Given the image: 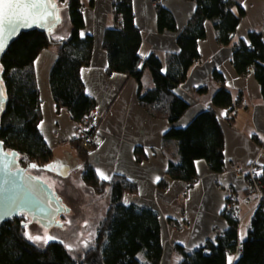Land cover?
<instances>
[{"label": "trees", "instance_id": "trees-1", "mask_svg": "<svg viewBox=\"0 0 264 264\" xmlns=\"http://www.w3.org/2000/svg\"><path fill=\"white\" fill-rule=\"evenodd\" d=\"M196 4L193 15L177 35L178 53L168 54L165 68L150 54L145 60L138 55L141 34L134 23L132 0H114L112 13L115 27L106 29L102 47L107 55V74L121 73L138 83V100L152 116L176 123L187 111L188 103L174 90L182 83L190 66L199 58L197 42L205 38L204 23L213 25L218 44L228 46L243 16L242 8L232 0H189ZM58 9H67L71 26L65 39L57 40L39 29L21 32L0 59L3 73V95L0 121V140L7 150L20 155L26 163H47L52 152L39 131L42 120L41 99L37 86L34 61L44 49L57 48V58L49 72V86L57 111L66 110L77 128L86 124L84 137L75 136L72 146L79 156L85 157L90 147L84 138H92L97 124L89 116L96 102L85 91L81 71L90 65L93 37L82 35L84 20L79 0H54ZM237 6L238 15L231 12ZM119 19V20H117ZM158 32H175L171 13L156 5ZM249 44L240 42L232 48L231 64L240 76L253 71L264 99V35L248 34ZM148 70L154 87L143 91L142 77ZM214 78L219 75L214 73ZM201 92V90H200ZM212 103L219 108H231V95L220 88ZM165 138L177 142L178 161H168L166 176L191 185L196 178L195 161L204 160L210 170H223L224 139L216 115L203 111L183 128L171 127ZM260 170V169H259ZM261 171V170H260ZM264 171L261 172L263 174ZM83 183L100 198H106L108 208L97 224L96 236L87 247L76 254L65 245L51 241L39 246L25 235L24 217L6 222L0 227V264H159L162 257L158 214L146 207L125 205V193L134 192L135 186L126 177L114 175L111 181L100 180L87 164L83 166ZM161 181L160 187H165ZM264 191V189H263ZM228 228L222 236L208 240L204 246L187 250L176 247L177 264H264V197L252 212V222L245 239L238 243L239 222L230 212L224 211ZM233 257L230 261L229 258Z\"/></svg>", "mask_w": 264, "mask_h": 264}, {"label": "crops", "instance_id": "crops-1", "mask_svg": "<svg viewBox=\"0 0 264 264\" xmlns=\"http://www.w3.org/2000/svg\"><path fill=\"white\" fill-rule=\"evenodd\" d=\"M79 1L84 20L81 34L93 37L90 65L81 71L85 91L96 102L93 109L96 117L93 119L97 128L88 143L87 164L102 181L109 182L114 175L126 177L134 184L135 191L125 193L123 203L146 207L158 214L162 244L159 264H177L179 256L176 247L187 250L200 248L208 240H214L217 232L228 228L224 211L229 204L230 189L233 190L232 194L237 193L241 197L237 228V240L241 243L253 216L250 212L252 205L244 201L245 171L252 162L264 171V155L258 153L259 144L264 141V99L252 70L245 76L237 74L231 64V52L240 42L249 44L250 32L264 35V0H232L242 8L243 16L228 46L218 44L210 21L204 23L205 38L197 42L199 58L188 69L185 80L174 90L189 105L174 124L152 116L140 104L138 83L134 78L121 73L107 74V55L102 40L104 31L115 27L112 13L114 0ZM157 4L173 16L175 32H158ZM195 7V2L189 0H132L134 23L142 40L139 57L145 60L154 54L164 69L167 55L179 51L177 35L188 23ZM231 12L237 16V6H233ZM61 39L65 38L57 40ZM53 47L44 49L34 61L42 103V120L38 128L52 157L65 147L73 149L71 140L76 136V127L69 113L63 109L57 111L50 92L49 72L57 58V48ZM214 73L221 77L220 80L214 78ZM146 74L150 75L148 70L144 71L143 76ZM150 84L152 86L147 90L154 87L153 81ZM220 88L230 93L231 108L213 105L212 98ZM206 110L214 111L222 131V172L215 173L204 160H197L194 163L196 178L191 185L168 179V161L176 162L179 157L176 140L165 138L166 132L171 127H185L197 114ZM75 167L82 181L83 165ZM101 174L109 178L101 179ZM163 180L167 184L160 187ZM241 227L244 228L242 237ZM233 257H230V261Z\"/></svg>", "mask_w": 264, "mask_h": 264}, {"label": "water", "instance_id": "water-1", "mask_svg": "<svg viewBox=\"0 0 264 264\" xmlns=\"http://www.w3.org/2000/svg\"><path fill=\"white\" fill-rule=\"evenodd\" d=\"M56 5L53 16L40 19L43 27L33 23L31 26L19 27L10 35L5 32L2 37L3 51H0V59L10 46L11 42L23 31L39 29L50 35L55 27L62 23L63 10ZM61 7V6H60ZM31 11V10H27ZM59 17L58 22L55 16ZM48 21H53L54 26ZM3 73L0 70V121L2 104L6 102L3 95ZM33 174V176L31 175ZM74 191L70 186L57 184L48 175H43L35 170L23 167L20 163V155L15 150H7L0 140V227L6 222L17 219L21 215L29 216L38 224L39 229L49 235L53 229L58 234H66L69 227L58 219V214L70 218L76 216L80 208L73 200ZM27 224V223H26ZM22 225H25L23 222Z\"/></svg>", "mask_w": 264, "mask_h": 264}, {"label": "rangeland", "instance_id": "rangeland-1", "mask_svg": "<svg viewBox=\"0 0 264 264\" xmlns=\"http://www.w3.org/2000/svg\"><path fill=\"white\" fill-rule=\"evenodd\" d=\"M59 6L64 7L63 4H59ZM54 29V38H66L69 35L70 22L67 9L63 10L62 23ZM151 80L152 78L148 74L142 77L141 81L143 83L144 90H147L152 86V84H150L152 83ZM86 162L87 160L85 159V157L83 158L79 156L75 148L72 149L70 146H68L63 148V150L61 151H56L53 157L47 163H26L27 165H24L27 170H35L36 172H40L43 175L50 176L57 184L70 186L74 191L73 200L77 207L80 208L79 213L76 216H72L70 218L64 217L63 214H58V219L63 224L69 227L67 233L64 235L58 234L53 229H51L50 234L47 235L43 233L37 225L29 226L31 225V223L28 224L24 219L23 222L25 223V225L23 226L25 229V235L27 233L26 237H41L40 240L28 238L30 241L39 246H42L51 241H57L65 245V247L67 246L66 249L70 253L76 254L84 248L85 243L88 244L90 242V239L92 238L94 233L96 236L95 227L97 226V223L103 218L107 210L108 203L106 201V198H99V196H96V194H93V192L88 190L80 180L78 170H75V166L78 164L84 166ZM33 164L36 165L35 168L31 167V165ZM57 165H64L67 167L59 168V166ZM67 169H69L68 172ZM240 229V236L242 237L244 236V228L241 227ZM46 236H51L52 239L48 240L45 243L44 238ZM94 238H92V241L94 240Z\"/></svg>", "mask_w": 264, "mask_h": 264}, {"label": "snow or ice", "instance_id": "snow-or-ice-1", "mask_svg": "<svg viewBox=\"0 0 264 264\" xmlns=\"http://www.w3.org/2000/svg\"><path fill=\"white\" fill-rule=\"evenodd\" d=\"M55 9L56 5L54 0H0V51H3L5 46L2 42V37L5 32L10 35L19 27L31 26L33 23L37 26L43 27L44 25L39 22L40 19H43L46 16H53ZM55 20L58 22V15L55 16ZM48 23L54 26L53 21H48ZM56 38L60 39L61 37ZM31 167L35 168L36 165L33 164ZM108 178L109 177L101 174V179ZM28 238L34 240L41 239L40 236H29ZM51 239V236H46L44 238L45 243ZM85 247H87V243H85ZM229 260H231V258H229Z\"/></svg>", "mask_w": 264, "mask_h": 264}, {"label": "built area", "instance_id": "built-area-1", "mask_svg": "<svg viewBox=\"0 0 264 264\" xmlns=\"http://www.w3.org/2000/svg\"><path fill=\"white\" fill-rule=\"evenodd\" d=\"M119 20V19H117ZM89 116L91 118H95L96 114L92 110L89 113ZM86 129V124L84 121H81L77 128H76V136L78 137H84V131ZM85 143H90L91 139L90 138H84ZM258 153L259 155H264V141L259 144L258 148ZM262 171L259 170L257 167V164L255 162L250 163L245 171V182H246V187H245V194H244V201L247 204L252 205L251 211L253 212L258 206L259 203L261 202L262 198L264 197V172L261 174ZM233 190H229V204L226 206V211L227 213L230 212V214L235 217V219L239 222L240 220V207H239V201H240V196L236 194H232ZM16 219H13L12 221H15ZM11 221V222H12ZM223 232H217L216 234L219 236H222Z\"/></svg>", "mask_w": 264, "mask_h": 264}, {"label": "flooded vegetation", "instance_id": "flooded-vegetation-1", "mask_svg": "<svg viewBox=\"0 0 264 264\" xmlns=\"http://www.w3.org/2000/svg\"><path fill=\"white\" fill-rule=\"evenodd\" d=\"M31 175L33 176V174H31ZM19 217H24V219L27 221L28 224H30V223H31V224H35V223L38 224V223L35 222V221L33 222L29 216L21 215V216H19Z\"/></svg>", "mask_w": 264, "mask_h": 264}]
</instances>
